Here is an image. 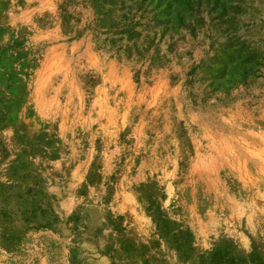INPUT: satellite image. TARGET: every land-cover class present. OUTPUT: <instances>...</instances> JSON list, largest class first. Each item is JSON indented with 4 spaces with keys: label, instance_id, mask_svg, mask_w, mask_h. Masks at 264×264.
Returning <instances> with one entry per match:
<instances>
[{
    "label": "rangeland",
    "instance_id": "obj_1",
    "mask_svg": "<svg viewBox=\"0 0 264 264\" xmlns=\"http://www.w3.org/2000/svg\"><path fill=\"white\" fill-rule=\"evenodd\" d=\"M218 250L264 264V0H0V264Z\"/></svg>",
    "mask_w": 264,
    "mask_h": 264
},
{
    "label": "trees",
    "instance_id": "obj_2",
    "mask_svg": "<svg viewBox=\"0 0 264 264\" xmlns=\"http://www.w3.org/2000/svg\"><path fill=\"white\" fill-rule=\"evenodd\" d=\"M203 264H247V262L239 255L232 253L229 254L228 252L227 255H225L222 254V250H218L217 254L213 256L208 262H206V259H204ZM253 264H257V262L254 261Z\"/></svg>",
    "mask_w": 264,
    "mask_h": 264
},
{
    "label": "bare ground",
    "instance_id": "obj_3",
    "mask_svg": "<svg viewBox=\"0 0 264 264\" xmlns=\"http://www.w3.org/2000/svg\"><path fill=\"white\" fill-rule=\"evenodd\" d=\"M236 126V125H235ZM240 127V126H239ZM240 129H237V128H234V127H232L231 129H230V133H229V135H228V137H235L236 138V136L237 137H257V136H255V134L254 133H252V132H250V131H239ZM210 137H211V135H209ZM253 141V140H252ZM252 141H249V139H245L244 140V142L245 143H252ZM253 143L254 144H260L257 140H254L253 141ZM257 144V145H258ZM245 145V144H244ZM214 148V147H213ZM259 154V153H258ZM231 160V159H230ZM248 160V159H247ZM226 162H229V160L228 161H226ZM236 165V164H235ZM239 165H241V164H239ZM220 167V166H219ZM213 180V179H212ZM243 184V183H242ZM215 185V184H214ZM210 187V186H209ZM242 187V186H241ZM254 187V186H253ZM239 192V191H238ZM234 201V200H233ZM235 204V203H234ZM236 215V214H235Z\"/></svg>",
    "mask_w": 264,
    "mask_h": 264
}]
</instances>
